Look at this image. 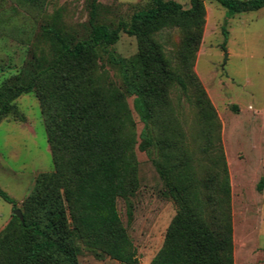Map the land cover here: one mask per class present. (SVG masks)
Instances as JSON below:
<instances>
[{
  "label": "trees",
  "instance_id": "trees-1",
  "mask_svg": "<svg viewBox=\"0 0 264 264\" xmlns=\"http://www.w3.org/2000/svg\"><path fill=\"white\" fill-rule=\"evenodd\" d=\"M29 1L43 6L47 0ZM216 1L229 13L264 6V0ZM98 15L92 0L90 29L77 39L49 27L51 54L33 53L0 83V119L25 120L16 99L35 93L54 163L51 171L37 175L19 208L22 218L13 214L0 231V264H81V243L97 258L139 264L117 206L118 198L132 195L138 185L137 143L157 152L153 163L177 206L150 264H235L231 183L217 111L191 71L199 127L193 150L169 89L176 82L188 96V83L172 69L157 39L165 29L179 28L182 59L191 70L204 29L205 0H190L187 8L177 0H150L116 25L99 22ZM121 31L138 40L139 50L131 57L113 47ZM134 112L143 122L139 142ZM263 183L261 178L259 189ZM0 196L16 207L1 187Z\"/></svg>",
  "mask_w": 264,
  "mask_h": 264
},
{
  "label": "rangeland",
  "instance_id": "rangeland-1",
  "mask_svg": "<svg viewBox=\"0 0 264 264\" xmlns=\"http://www.w3.org/2000/svg\"><path fill=\"white\" fill-rule=\"evenodd\" d=\"M185 8L190 0H177ZM92 0H47L36 6L29 0H0V83L19 72L33 53L51 54L46 32L55 27L73 39L87 35ZM98 21L116 25L130 20L150 0H96ZM203 33L193 66L183 61L184 33L167 28L157 35L172 69L188 83V96L174 82L170 99L180 127L197 150L196 108L192 104L195 83L191 71L205 88L221 123V140L231 183L235 264H264V6L251 11L229 13L216 0H205ZM225 42V45L223 43ZM124 56L139 50L136 36L120 32L113 46ZM113 70L111 73L113 74ZM132 104L133 97L129 98ZM25 115L0 119V187L15 201L0 196V231L22 208L37 175L54 167L40 103L35 93L16 99ZM138 142L143 122L134 112ZM194 146V147H193ZM138 185L132 195L119 197L117 206L122 221L137 247L139 264H150L161 247L166 228L176 213V203L164 192L153 157L155 150L135 146ZM197 156H199L197 154ZM81 264H123L108 256L100 259L82 243Z\"/></svg>",
  "mask_w": 264,
  "mask_h": 264
},
{
  "label": "water",
  "instance_id": "water-1",
  "mask_svg": "<svg viewBox=\"0 0 264 264\" xmlns=\"http://www.w3.org/2000/svg\"><path fill=\"white\" fill-rule=\"evenodd\" d=\"M15 214L17 216H19L20 218H22V211H21V209H19V208L15 209Z\"/></svg>",
  "mask_w": 264,
  "mask_h": 264
}]
</instances>
